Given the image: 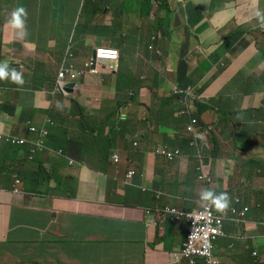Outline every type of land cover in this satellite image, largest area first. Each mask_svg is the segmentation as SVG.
<instances>
[{"label":"clouds","instance_id":"1","mask_svg":"<svg viewBox=\"0 0 264 264\" xmlns=\"http://www.w3.org/2000/svg\"><path fill=\"white\" fill-rule=\"evenodd\" d=\"M36 1L18 0V6L10 12L6 23L16 30L17 37L27 35V5ZM66 1L74 2L69 6L73 16L68 18L72 27L56 63L53 85L50 78H45V85L40 78L31 85L32 68L23 66H31L25 59L0 60V93L10 89L28 91L34 96L43 93L49 98L47 107L34 104L41 115L39 122L24 120V113L8 124L0 121V162L26 160L14 166L17 177L13 189L0 176V193H18L29 180L51 178V169L41 175L36 167L28 168L27 164L46 150L65 156L63 149L51 148L52 141L78 148L81 159L86 143L98 139L112 149L113 163L122 166L126 152L118 134L126 127L138 129L133 146L153 162L162 160L168 168L176 161L185 163L196 154L197 178L205 187L200 193V205L195 208L156 206L146 212L150 226L186 229L182 245L169 253L162 264H222L218 243L228 237V225L249 233L256 219L254 225L264 232V47L255 40L246 44V40L264 34V17L257 11L259 26L236 23L232 31L220 33L218 44L206 47L200 35L180 18L182 9L202 0H143L149 10L145 15L116 30L107 43H92L79 56L73 49L80 37L87 32L99 35L104 28L114 30L113 23L104 19L112 0ZM130 1L124 0L123 10L133 14L137 8L128 11ZM167 20L175 33L172 40L181 39L175 51L167 45L169 36L163 27ZM79 25L83 33L77 36ZM8 31L6 24L0 23V35L6 36ZM214 47L224 54L216 58ZM248 51L254 55L245 63L263 73L256 81L242 79L233 70V65ZM179 59V77L175 71L166 77L157 69L160 79L150 82L146 72L154 61L164 64ZM129 75L135 77L133 83L129 82ZM212 101L221 108L213 106ZM164 102L172 106L166 116L162 115ZM4 107L0 101V117ZM95 122L101 125L94 128ZM239 129L244 133L237 135ZM69 164L80 163L69 157ZM220 167L230 171L223 173ZM212 173L230 180L233 191L220 192ZM136 176L135 171L128 170L127 186H134ZM241 191H246L244 199H235ZM162 195L157 193V199ZM258 250L253 249L251 256L255 264H264ZM5 264L54 263L12 260Z\"/></svg>","mask_w":264,"mask_h":264},{"label":"crops","instance_id":"2","mask_svg":"<svg viewBox=\"0 0 264 264\" xmlns=\"http://www.w3.org/2000/svg\"><path fill=\"white\" fill-rule=\"evenodd\" d=\"M17 1L0 0V23L9 29L6 36L0 35V60L25 59L31 66L22 62L23 66L32 68L31 85L37 84L38 78L45 85V78H50L51 66L60 60L61 50L69 38L72 24L68 18L73 16L69 6L74 2H30L25 25L27 35L17 37L16 30L6 23L10 12L18 6ZM133 1L137 11L129 14L123 10L124 0H112L104 19L113 23L114 30L104 28L99 35L87 32L74 43L73 50L81 56L92 43H107L116 30L128 27L129 21L135 22L136 18L149 11L143 0L130 2ZM257 11L264 17V0H202L198 5L182 9L180 18L189 23L200 35L203 45L209 47L219 43L221 32L235 29L236 23L259 26L261 18L257 17ZM30 20L32 22H28ZM253 40L264 47V34L246 40V44ZM213 51L216 58L224 54L219 47H214ZM253 55V51H248L233 65V70L242 79L256 81L263 77L261 70L256 71L245 63ZM134 78L129 75V82L133 83ZM87 93L85 85V95ZM48 99L43 93L34 96L28 91L4 89L0 93V101L5 105L0 121L8 124L24 113V120L39 122L41 115L34 104L47 107ZM100 125L95 122L94 128ZM137 132L138 129L126 127L118 134L121 147L126 152L122 166L113 163L112 149L98 139L86 143L81 159L77 156L78 148L69 147L67 143L59 146L52 141L51 148L63 149L65 156L46 150L35 161L28 162L27 167H36L41 175L47 168L53 175L38 182L29 180L18 193H0V264L12 260L54 264L165 262L167 255L182 245L186 229L150 226L146 212L156 206L195 208L200 205V193L205 187L197 178L196 154L189 156L185 163L176 161L167 168L162 160L153 162L134 148ZM31 138L34 139L33 136ZM98 144L100 149L96 148ZM69 157L77 159L80 164L71 166ZM20 161L26 160L0 162V176L9 181L12 189L17 177L14 166ZM220 168L223 173L230 171ZM129 169L137 173L134 186L126 184ZM212 175L220 192L233 191L234 185L230 180ZM234 181H237V173ZM159 192L163 193L160 200L157 199ZM257 222L253 219L249 233L239 231L236 225H228V237L218 243L222 264H255L251 256L253 249H259L264 258V232L254 225Z\"/></svg>","mask_w":264,"mask_h":264},{"label":"rangeland","instance_id":"3","mask_svg":"<svg viewBox=\"0 0 264 264\" xmlns=\"http://www.w3.org/2000/svg\"><path fill=\"white\" fill-rule=\"evenodd\" d=\"M136 3L130 2L128 5V11H133L135 9ZM145 30V29H144ZM83 33V29L81 28V26L79 25L76 29V35L78 36L79 34ZM181 44V39H174L171 40L170 38H167V45L169 47L172 48L173 51L176 50L177 46ZM157 67V68H156ZM56 68L57 65H53L50 68V81L51 84L53 85L56 82V78H55V73H56ZM162 73H164V75L166 74V77H170V75L172 74V72H176L177 77H179V73H180V59L179 60H171L169 61V63H164L162 64L160 60H157L156 62H153V65L149 66V69L147 70L146 74L148 76V79L150 80V82H157L160 77H161V73L158 72V70ZM212 105L217 107V109H220L221 107L218 106L216 104V101H212ZM240 117L242 115H239ZM237 135H240L243 132L242 129L236 130ZM242 195H246V191H241L240 193H238L237 195H235V199H244V196ZM232 255H234V251L232 252Z\"/></svg>","mask_w":264,"mask_h":264},{"label":"trees","instance_id":"4","mask_svg":"<svg viewBox=\"0 0 264 264\" xmlns=\"http://www.w3.org/2000/svg\"><path fill=\"white\" fill-rule=\"evenodd\" d=\"M163 27L165 29L166 35L169 36V38L172 40L175 37V33L171 30L172 25L170 24L169 20L165 22ZM157 37H160V36L157 35ZM171 110H172V106L170 105V103L164 102L162 106V115L166 116L168 112Z\"/></svg>","mask_w":264,"mask_h":264}]
</instances>
